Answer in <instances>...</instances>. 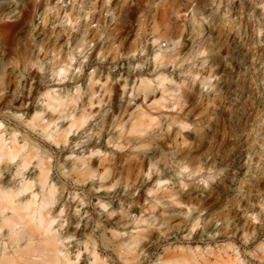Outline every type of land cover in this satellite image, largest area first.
Returning <instances> with one entry per match:
<instances>
[{
    "label": "clouds",
    "instance_id": "clouds-1",
    "mask_svg": "<svg viewBox=\"0 0 264 264\" xmlns=\"http://www.w3.org/2000/svg\"><path fill=\"white\" fill-rule=\"evenodd\" d=\"M0 193V264H264V0H0Z\"/></svg>",
    "mask_w": 264,
    "mask_h": 264
},
{
    "label": "rangeland",
    "instance_id": "rangeland-1",
    "mask_svg": "<svg viewBox=\"0 0 264 264\" xmlns=\"http://www.w3.org/2000/svg\"><path fill=\"white\" fill-rule=\"evenodd\" d=\"M24 160H20L19 163L16 165L15 171L19 174L20 176V183L16 191L20 190L24 186V183L27 182V185L30 183L29 181L32 182L31 188H29L27 191L24 192V194H28L31 192V199H35L37 194H32L34 193V181L36 179L43 180V171H42V166L38 161H26L25 163L23 162ZM35 165V167H34ZM35 172V177L32 175V173ZM30 177V178H29ZM36 193V192H35ZM25 202V201H23Z\"/></svg>",
    "mask_w": 264,
    "mask_h": 264
},
{
    "label": "bare ground",
    "instance_id": "bare-ground-1",
    "mask_svg": "<svg viewBox=\"0 0 264 264\" xmlns=\"http://www.w3.org/2000/svg\"><path fill=\"white\" fill-rule=\"evenodd\" d=\"M27 160H24L23 162L25 163ZM30 178V177H29ZM30 183L27 185V182L26 183H24V186L22 187V188H20V190L18 191L17 190V192H19V193H21V194H24V192L25 191H27L29 188H31V186H32V180L31 181H29ZM32 194H36L35 192L34 193H32ZM3 196V193H0V197H2ZM32 200V199H31ZM24 203V205L25 206H27L29 203H30V199H29V201H25V202H23Z\"/></svg>",
    "mask_w": 264,
    "mask_h": 264
}]
</instances>
